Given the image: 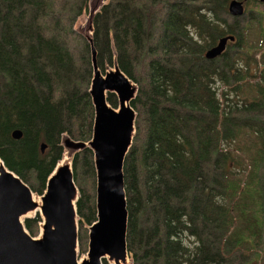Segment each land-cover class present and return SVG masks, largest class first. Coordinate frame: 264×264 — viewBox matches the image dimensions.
Returning <instances> with one entry per match:
<instances>
[{
	"label": "trees",
	"instance_id": "16d2710c",
	"mask_svg": "<svg viewBox=\"0 0 264 264\" xmlns=\"http://www.w3.org/2000/svg\"><path fill=\"white\" fill-rule=\"evenodd\" d=\"M89 1L0 0V161L39 195L61 159L60 137L90 136L89 45L76 28ZM226 2L107 0L92 18L97 68L115 61L137 87L122 164L129 264L264 260V54L257 66L238 50L250 20L228 24ZM225 36L237 47L205 59ZM106 102L116 108L114 95ZM71 166L77 222L89 226L91 152H75ZM37 222L23 221L30 236Z\"/></svg>",
	"mask_w": 264,
	"mask_h": 264
},
{
	"label": "water",
	"instance_id": "95a60500",
	"mask_svg": "<svg viewBox=\"0 0 264 264\" xmlns=\"http://www.w3.org/2000/svg\"><path fill=\"white\" fill-rule=\"evenodd\" d=\"M226 9L231 16L243 14L241 4L235 1H230ZM88 31L91 32V25ZM81 36L89 45L92 68L87 91L93 110L91 136L86 143L64 138L61 146L70 152L88 149L92 154L95 221L87 228L86 255L77 260V188L71 164L61 162L54 166L37 204L31 190L0 161V264H127L122 164L134 134L135 113L129 103L135 87L118 70L115 61L103 72L97 70L91 37ZM227 40L234 38H220L204 57L213 59L220 55ZM106 94L115 96V109L107 104ZM11 136L17 139L20 133L13 131ZM44 147L40 145L41 153ZM36 209L41 225L38 236L33 238L24 229L23 221L29 219H24L28 214H36Z\"/></svg>",
	"mask_w": 264,
	"mask_h": 264
},
{
	"label": "rangeland",
	"instance_id": "374dc122",
	"mask_svg": "<svg viewBox=\"0 0 264 264\" xmlns=\"http://www.w3.org/2000/svg\"><path fill=\"white\" fill-rule=\"evenodd\" d=\"M230 1H235L237 3H240L241 6H242V8H243V14L242 15H237V16H231V15L228 14L230 16V18H231V19H229L228 24H230L232 22H235V21H232L233 20L232 18H234V17H236V22H238L241 25V27L243 26L242 25L243 23H245L247 20H250L249 27L246 28V30L243 31V35L245 36V39L243 37H241V36H240V39H239V41L242 40L243 42L245 40H247V43H246V45H241V47L238 48V50L242 51L244 49L243 51L245 52V54H247V53L254 54L255 58L258 60V65L257 66H259L260 63H261L260 62V55L261 54H264V39L261 38V31H262V29H260L258 27L261 26L264 29V21L262 20L261 23H259L256 18H259L258 12H261V13L264 14V5H263V2H260L259 0H257L258 1L257 4H260L259 6H250L249 3L253 2L254 0H227V2H226V8H227V5L229 4ZM106 2H107V0H91L88 3L87 10L78 18V21L76 23V28H77L78 33H80L81 35L82 34L83 35L84 34H88L91 37V32L88 31V26L91 25V21H92V18L94 16V13L102 6V4H105ZM90 11H93L92 12L93 14L91 13V16L92 15L93 16L89 19ZM88 22L90 23V25H89ZM225 37H227V36H225ZM233 41L227 40L225 46L228 45V44H230V43H232ZM233 44H235V46L237 47V42L236 41H234ZM210 49L211 48L207 49L206 51H208ZM247 50H249V51L247 52ZM90 67H91V64H90ZM97 70H99V69L97 68ZM91 73H92V68H91ZM131 83L134 85V87H135V93H136L137 87H136V85L133 82H131ZM106 96H107V94H106ZM115 100H116V98H115ZM91 128H92V122H91ZM90 136H91V129H90ZM90 136H89V139H90ZM64 138H68V137L65 136V135H62L60 137V144L61 145H62V142H63V139ZM131 142H132V140H131ZM84 143H86V142H84ZM61 148H62V154H61V159L60 160H62L64 158V160H65L66 163L71 164V162H72V156H73V154L75 152H70L67 149L63 148V146H61ZM78 179L82 183L85 180V175H82L81 176L79 174L78 175ZM43 189H45V184L43 186ZM32 194H33V196H34L35 199H38L40 197V195L37 194V193H33L32 192ZM261 206H262V209L264 211V202L261 204ZM35 217H36V219L39 220V222H37L36 227H35V233L36 234L34 236L33 235L30 236V237H33V238H36L38 236V234H39V231H40V224H41L40 215L37 212L36 215H34V216H30V217L27 216V217L24 218V219L29 218L30 220H33ZM87 228H88V226H85V225H82L81 226L77 222V231H78L77 237L82 242V245L80 243L78 245V247H77V260H80L81 258H84L85 255H86V251H87ZM255 248H256V250L259 253L258 248H260V247H259L258 244H255ZM262 258H263V256H262ZM129 263L130 262H129V259H128L127 260V264H129ZM103 264H107V263L106 262H103ZM257 264H264V260L259 259L257 261Z\"/></svg>",
	"mask_w": 264,
	"mask_h": 264
},
{
	"label": "bare ground",
	"instance_id": "6f19581e",
	"mask_svg": "<svg viewBox=\"0 0 264 264\" xmlns=\"http://www.w3.org/2000/svg\"><path fill=\"white\" fill-rule=\"evenodd\" d=\"M61 162H65L64 158H63L62 160H60V161L58 162V164L61 163ZM33 199H34V201H35L37 204L40 203L39 198H38V199H35L34 196H33ZM36 211L39 212L38 209H36ZM34 215H36V214H32V213H30V214H28L27 216L30 217V216H34ZM40 225H41V224H40Z\"/></svg>",
	"mask_w": 264,
	"mask_h": 264
}]
</instances>
